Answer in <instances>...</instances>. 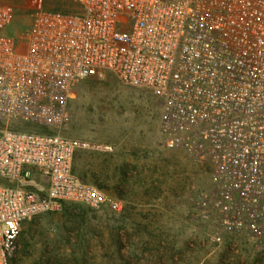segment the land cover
<instances>
[{
  "label": "built area",
  "instance_id": "2783aa9c",
  "mask_svg": "<svg viewBox=\"0 0 264 264\" xmlns=\"http://www.w3.org/2000/svg\"><path fill=\"white\" fill-rule=\"evenodd\" d=\"M73 1L0 0V264L35 215L121 210L73 169L101 146L65 133L75 88L107 75L151 91L161 147L206 167L196 217L264 244V0Z\"/></svg>",
  "mask_w": 264,
  "mask_h": 264
},
{
  "label": "rangeland",
  "instance_id": "374dc122",
  "mask_svg": "<svg viewBox=\"0 0 264 264\" xmlns=\"http://www.w3.org/2000/svg\"><path fill=\"white\" fill-rule=\"evenodd\" d=\"M46 5L76 8L73 0H46ZM14 26L22 28L21 22ZM70 112L65 133L101 146L76 154V174L83 181L106 186L110 158L106 146L129 145V175L122 188L123 170L119 168L122 189L111 194L146 205L158 202L160 207L130 215L142 224L141 232L125 241L129 248L123 253L106 248L107 240H97L92 233L96 213L116 212L84 213L80 207L66 206L40 213L24 222L12 264H264V244L256 248L257 243L244 234L220 232L216 216L196 217L192 187L207 183V169L187 159L183 151L161 147V106L151 91L124 85L112 75L88 79L75 88ZM3 126L0 123V130ZM10 126L50 131L23 123ZM98 156L101 162L96 161ZM96 166L101 167L99 174L92 172ZM217 235L220 240H213Z\"/></svg>",
  "mask_w": 264,
  "mask_h": 264
},
{
  "label": "crops",
  "instance_id": "0c3cea01",
  "mask_svg": "<svg viewBox=\"0 0 264 264\" xmlns=\"http://www.w3.org/2000/svg\"><path fill=\"white\" fill-rule=\"evenodd\" d=\"M109 146H111L112 149L108 150V154L110 158L108 159V166H107V170H108L107 185L102 186L94 182H88V183L96 184L101 189L111 194L112 192L119 191L120 189L124 188V182L127 180V176L129 175V170H130L131 147H129V145L126 144H121V145L117 144V145H109ZM109 160L112 161L109 162ZM96 161L101 162V157L98 156L96 158ZM120 167L123 170L122 173L123 187L120 185L121 181L119 180V174H118V170ZM73 169H74V161H73ZM100 169L101 167L96 166L92 169V172L99 174L101 171ZM99 181L101 180L98 179L97 182ZM112 195L115 196L114 194ZM154 204L151 203L146 205L141 201L121 200V210L114 213L113 215H103V213L102 214L96 213L95 218H93V220H95L96 223V227L92 229L93 236L96 237L97 240H104V239L107 240L108 244L106 245V248H110L113 250L118 249L119 252L123 253L126 249L129 248L128 243L126 244L125 241L135 239L137 234H140L141 232L142 224L139 222H134L133 221L134 217H130V215L133 214L144 215L145 212L143 208H149L151 206L160 207L159 205L160 203L155 202ZM75 205L81 206L78 204ZM137 239H140V237H138Z\"/></svg>",
  "mask_w": 264,
  "mask_h": 264
},
{
  "label": "trees",
  "instance_id": "16d2710c",
  "mask_svg": "<svg viewBox=\"0 0 264 264\" xmlns=\"http://www.w3.org/2000/svg\"><path fill=\"white\" fill-rule=\"evenodd\" d=\"M44 131V130H43ZM46 131V130H45ZM66 206H72L71 208H73V207H76L77 205H75V204H73V203H64L63 205H62V207L61 208H65ZM77 207H80V209L85 213V212H88L90 209H88V208H85V207H83V206H77ZM84 231H86L85 229H84ZM87 232V231H86Z\"/></svg>",
  "mask_w": 264,
  "mask_h": 264
}]
</instances>
